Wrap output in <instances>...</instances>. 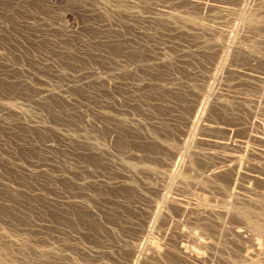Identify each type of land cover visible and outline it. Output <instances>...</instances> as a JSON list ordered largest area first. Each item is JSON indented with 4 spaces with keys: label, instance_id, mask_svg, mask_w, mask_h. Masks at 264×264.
I'll return each mask as SVG.
<instances>
[{
    "label": "rangeland",
    "instance_id": "obj_1",
    "mask_svg": "<svg viewBox=\"0 0 264 264\" xmlns=\"http://www.w3.org/2000/svg\"><path fill=\"white\" fill-rule=\"evenodd\" d=\"M241 141L263 177L264 0H0V264H264Z\"/></svg>",
    "mask_w": 264,
    "mask_h": 264
},
{
    "label": "bare ground",
    "instance_id": "obj_2",
    "mask_svg": "<svg viewBox=\"0 0 264 264\" xmlns=\"http://www.w3.org/2000/svg\"><path fill=\"white\" fill-rule=\"evenodd\" d=\"M239 5V4H238ZM263 5V4H262ZM260 13V12H259ZM180 14V13H179ZM175 17V16H174ZM241 18V17H240ZM255 18V17H254ZM187 19V18H186ZM223 19V18H222ZM254 21V20H253ZM250 24H251V22H250ZM259 25V24H258ZM188 28H189V26H188ZM205 30V29H204ZM263 30V29H262ZM200 31V30H199ZM256 43V42H255ZM219 47V46H218ZM244 53V52H243ZM223 60V59H222ZM207 80V79H206ZM204 90V89H203ZM105 119V118H104ZM189 126V125H188ZM121 127V126H120ZM88 136V135H87ZM89 140V139H88ZM242 140H244V139H242ZM237 143V142H236ZM247 144H249V143H247ZM191 145V144H190ZM237 145V144H236ZM246 145V143L245 142H243V141H241V142H238V145H237V147L236 148H234V150L232 149V150H230V151H228L227 152V154H224V156H221V157H219L218 158V160H219V162H220V164H219V166L220 167H218V164H216V165H214V166H217V168H216V171H215V168L213 167V172H210V175H209V177L211 176H214L215 174H217V173H220V172H229V178H230V181H231V179H232V177L234 178V176L235 175H238V176H240V178H242L241 180H243L244 181V184H259V185H262V186H264V176L262 177L261 176V174H260V176L259 175H257V173H259V172H257L258 171V169H259V167H257L256 165H254V166H252V168H250V167H248V165H247V167H246V170H247V168H250V169H252L253 171H245V172H240L239 170L240 169H238L239 167H240V165L242 164V162H244V160H243V157H242V155L246 152L244 149H245V146ZM159 147V146H158ZM167 147V146H166ZM247 147V146H246ZM249 147V146H248ZM251 147V146H250ZM249 147V148H250ZM162 148H163V146H162ZM161 148V149H162ZM252 148V147H251ZM166 149V148H165ZM236 149V150H235ZM248 149V148H247ZM258 149L259 150H254L253 151V153H252V151H251V154H250V156L254 159V160H256L257 161V159H258V156H256V155H260L261 153H263L262 155H264V147H262V149L261 148H259L258 147ZM251 150V149H250ZM90 151V150H89ZM166 151V150H165ZM168 152H170V151H168ZM247 152H249L248 150H247ZM259 152V154H257ZM171 153V152H170ZM173 154V153H172ZM204 154V153H203ZM212 154V153H211ZM194 155V154H193ZM217 155H219V154H217ZM245 155V157H246V154H244ZM247 156H249L248 154H247ZM250 156H249V159H250ZM251 158V159H252ZM244 159H246V160H249V159H247V158H244ZM125 160V159H124ZM243 160V161H242ZM245 160V161H246ZM253 160V161H254ZM252 161V160H251ZM247 162V161H246ZM245 162V163H246ZM244 163V164H245ZM258 163V162H257ZM128 164V163H127ZM248 164H249V162H248ZM252 164V163H251ZM250 164V165H251ZM260 164V163H259ZM187 166V165H186ZM245 166H246V164H245ZM212 167V166H211ZM262 168V167H261ZM126 169V168H125ZM189 169V168H188ZM212 169V168H211ZM210 168L209 169H207V170H211ZM190 170V169H189ZM264 170V169H263ZM260 172H262V171H260ZM131 173V172H130ZM205 173V172H204ZM207 174L209 173V172H206ZM160 174V173H159ZM207 174H205L204 176H206ZM179 176V175H178ZM237 177V176H236ZM207 178V177H206ZM228 178V179H229ZM129 179V178H128ZM127 179V180H128ZM158 179V178H157ZM201 179V178H200ZM210 179V178H209ZM207 180V179H206ZM205 179H204V181H206ZM240 180V179H239ZM236 181V180H235ZM228 182V181H227ZM231 183V182H230ZM166 184V183H165ZM192 184V183H191ZM176 186V185H175ZM221 187V186H220ZM219 187V188H220ZM234 187V186H233ZM185 188V187H184ZM212 189V188H211ZM240 190L239 191H242L243 193H246L247 191H248V187L247 186H245V185H241V187L239 188ZM251 189V188H250ZM150 190H152V189H150ZM228 190V189H227ZM219 191H221L222 192V190H219ZM224 191V190H223ZM254 192V191H253ZM242 193V194H243ZM248 193V192H247ZM228 194V193H227ZM256 194H257V192H256ZM234 196V195H233ZM237 196H239V194L237 195ZM259 196V195H258ZM242 197V196H241ZM260 197V196H259ZM258 197V198H259ZM174 198H175V196H174ZM253 198V197H252ZM206 199V198H205ZM164 200H166V199H164ZM193 200V199H192ZM200 200V199H199ZM170 201V200H169ZM169 201L167 200L166 202H168V204L170 205H172V206H174V207H176L178 210H180L181 212H185L188 208L187 207H185V205H184V203L182 202V201H184V200H176V198L175 199H172L171 200V202L169 203ZM233 201V200H232ZM262 201V200H261ZM213 203V202H212ZM264 203V202H263ZM210 204V203H209ZM237 204V203H236ZM64 206V205H63ZM169 207V206H168ZM86 208V207H85ZM165 209V208H164ZM171 209H172V207H171ZM244 209V208H243ZM189 210V209H188ZM192 210V209H191ZM238 210V209H237ZM153 211V210H152ZM230 211V210H229ZM240 211V210H239ZM241 211H243V210H241ZM235 212V211H234ZM244 212V211H243ZM250 212V211H249ZM176 213V212H175ZM223 213V212H222ZM239 213V212H238ZM241 213V212H240ZM263 213H264V211H263ZM147 214H149V213H147ZM151 214V213H150ZM156 214V213H155ZM215 214V213H214ZM221 214V213H220ZM219 214V215H220ZM242 214V213H241ZM243 214H245V213H243ZM161 215V214H160ZM222 215V214H221ZM239 215V214H238ZM248 215V214H247ZM260 215L262 216V213H260ZM149 216V215H148ZM195 216V215H194ZM211 216V215H210ZM232 216H234V215H232ZM236 216V215H235ZM242 216V215H241ZM249 216H251V215H249ZM264 216V215H263ZM244 217V216H243ZM236 218V217H235ZM250 218H252V217H250ZM264 218V217H263ZM263 218H262V220H263ZM187 219V218H186ZM241 219V218H240ZM257 219V218H256ZM255 219V220H256ZM261 219V218H260ZM203 220V219H202ZM261 220V221H262ZM197 221V220H196ZM239 221V220H238ZM242 222V225L243 224H245L244 222H245V220L243 221V220H241ZM246 221H247V219H246ZM259 222H260V220H258ZM252 222V221H251ZM248 223V222H247ZM250 223V222H249ZM255 223V222H254ZM251 225V224H250ZM255 230H257L260 234H262V235H264V225H263V223L260 225V224H258V223H255V224H253V225H251ZM250 226V227H251ZM252 228V229H253ZM45 230V229H44ZM244 230V229H243ZM246 231V230H245ZM249 232V231H248ZM256 232V231H255ZM259 234V235H260ZM189 237V236H188ZM263 237V236H262ZM64 248V247H63ZM153 249V248H152ZM158 249V248H157ZM155 250V249H154ZM158 251V250H157ZM157 251H154V254H152L153 256L154 255H158V252ZM149 254V253H148ZM145 255V254H144ZM136 256V255H135ZM138 258V257H137ZM140 260V259H139ZM156 260V259H155ZM152 261H153V259H152ZM114 263V262H113ZM132 263V262H131ZM142 263V262H141ZM140 264V263H139Z\"/></svg>",
    "mask_w": 264,
    "mask_h": 264
}]
</instances>
